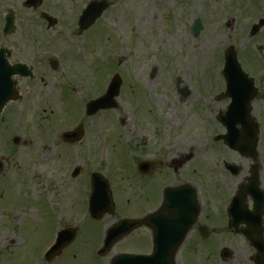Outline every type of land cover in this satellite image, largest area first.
<instances>
[{"label":"rangeland","instance_id":"1","mask_svg":"<svg viewBox=\"0 0 264 264\" xmlns=\"http://www.w3.org/2000/svg\"><path fill=\"white\" fill-rule=\"evenodd\" d=\"M22 1L0 0L14 9L18 29L10 38L0 35V45L20 47L19 56L24 60L13 62L35 63L39 53H45L46 58H58L61 66L53 74L46 67V86L19 103L8 104L1 115L0 160L4 170L0 175V264H45L46 248L57 231L68 226L78 228L76 241L50 264H108V259L99 258L96 253L110 222L88 216L90 177L84 174L70 180V170L76 162H89L86 167L91 163L92 169L102 170L115 192L120 216L135 211L134 204L127 206L125 201L133 198L134 158L151 155V144L160 135L166 136V151L180 154L192 149L194 158L187 166L190 170L198 166L212 171L217 157L229 158L230 153L225 155L223 146L213 142V136L225 132L216 117L229 103L214 98L224 90L220 74L222 51L234 46L246 69L250 51L263 59L264 52H257L256 47L264 43V30L254 40L248 34L251 25L264 18V0H109L110 8L85 37H75L73 31L88 0H70L67 7L50 6L46 0V10L58 20L52 29L22 9ZM196 18L202 21V30L193 37L190 27ZM108 60L115 67L113 70L105 64ZM117 65L125 77L117 108L86 126L81 147L55 143L52 135L80 123L85 103L100 95L108 77L119 71ZM174 75L180 76L181 88L188 89L189 96L178 98L175 94ZM69 80L75 83L64 87L61 99L58 98L57 83ZM74 87H78L75 94ZM184 97L187 98L182 100ZM102 134L107 135L108 143L97 147ZM13 136L20 138L18 146L11 143ZM194 144H200L203 150L198 145L192 148ZM74 156L78 158L66 162ZM90 169L87 167L86 173ZM208 177L209 173L200 174L201 179ZM196 184L202 190V182ZM162 185L158 181V189ZM209 216L222 232L216 233L215 229L210 240L195 239L189 243L190 248L185 242L177 263L251 264L247 257L252 250L241 238L225 232L224 215ZM188 237L195 238V232ZM218 247L231 250L234 257L225 262L217 257L218 261ZM145 251H150V240L135 233L113 248L111 254Z\"/></svg>","mask_w":264,"mask_h":264},{"label":"flooded vegetation","instance_id":"2","mask_svg":"<svg viewBox=\"0 0 264 264\" xmlns=\"http://www.w3.org/2000/svg\"><path fill=\"white\" fill-rule=\"evenodd\" d=\"M49 1L51 3L50 6L55 7H57L58 5H63L66 7L71 5L70 0ZM46 6V0H24L21 3L22 9L32 12V14L37 17L44 25L46 24L47 28V22L44 19L46 14L53 17L56 21V24H58V20L56 17L48 13V11L46 10ZM67 11L71 12L70 10ZM0 13L3 23L5 17L9 15H13L15 17V27L8 37L3 36V25L0 27V35L2 36V38H10L18 31L16 26V13L14 9L7 3L2 2H0ZM57 16L60 17L61 14L58 13ZM263 30L264 23L262 28L256 33V35L254 37H250V39L254 40L257 39V37H260V35L263 33ZM263 46L264 43L260 46H257L256 51L264 52ZM19 50L20 47L13 45L7 48V51L9 53V62L11 64L20 63L32 69L34 78H17L18 87L22 95V99H26L28 95L31 96L34 93L39 92L44 86H46V67L53 74L59 71L61 62L58 58L51 57L57 60L56 72H53V69L51 70V65L54 64L50 61V57H45V53H39V56H37L35 63L22 61L13 62V59H23L19 56ZM22 50H24V47H22ZM40 55L44 58L40 57ZM249 57L251 61L249 63L247 75L253 80V84L256 89L255 97L252 99L249 106V114L252 122L251 126L254 128V130L257 131L258 135L255 152L249 154L246 157H243L237 152L228 150L227 153V151L225 150L224 154L229 155L230 153V157H217L218 164H213L212 171L206 172V170L198 168V166H193L190 170L189 168H187V166L194 158L192 149L188 148L186 151L189 152L180 154H176L177 152L173 153L171 151H166L164 150L166 136L160 135V137H157L151 144V155H141L139 157H136L135 159V177L133 180H131V184L134 182L133 198L125 199L127 206H131V204H134L135 211L128 214H123V218L137 219L142 218L149 213L156 212L162 201L163 191L166 187H176L186 183H190L193 184V186H195V188L197 189L199 215L195 225L191 230V232H195L196 237L192 239L189 237L187 240V244L193 242V240L195 239H198L202 242L210 240V233L215 229L220 228H218V223L213 221L209 215L217 213H222L226 218V230H228L232 235H235L236 237L241 238L244 241L242 237L238 236L237 232L238 230L241 231L242 229H244L245 225L240 224L237 228L238 230L232 227L231 219H229L227 214L230 208H233V210L235 211L241 210L247 212H254L255 208H258L261 212V223L264 227V136H262V134L264 133V56L263 59L260 60L254 52L250 51ZM124 80L125 78H122V86ZM73 83H75V80H69L67 83L62 84L57 83L56 95L58 96V98L61 99L64 87H66L67 85H73ZM23 84H25L26 86H23ZM51 86L54 90L55 84H52ZM75 88L78 87H74V94ZM184 90L186 91V93H181L180 98L181 95L185 96L187 94L189 96V92L186 89ZM187 97L182 98V100L186 99ZM109 111L110 110H101L98 111L94 116L89 117L83 115L80 123L72 128L74 129L79 125L83 127V132L80 134L81 142L79 143H69L63 140V131L59 130L61 128V120H59V118L58 120H56L57 129L59 131L57 135H52V138L55 143L61 142L64 145L77 149L84 144V139H86V126H89V123L94 124V121L98 116ZM43 112H45V110H43ZM123 124L124 120L121 119L120 125ZM106 143H108L107 135H99L97 139V147H104ZM197 145L199 146L198 149L203 150V147H200V144H194L192 148ZM144 146H141V148H143ZM88 147L92 146L88 143ZM75 157L78 158L77 156H74V158H72L71 160L69 159L66 162L70 163L73 159H76ZM75 165L77 170H75V168H72L69 174L70 180L76 179L81 175L83 176L84 174L86 175V177H90L92 171L89 172V175L86 173L85 167L87 163L82 164L81 162H76ZM218 165L220 166V169H218ZM195 168H198V171H196ZM185 170L187 171V173H185ZM75 172L77 173L75 176H73ZM201 173H209L208 179H201ZM187 178L190 181H188ZM88 179V182L90 183V178ZM158 181H162L163 183L160 189H158ZM199 182H202V190H200L199 188L201 185L196 184ZM222 191L224 193H222ZM203 198L206 201H204L206 205L203 202ZM234 199L235 201L234 203H232ZM208 207H211V211L208 210ZM203 215H205V218H203ZM201 226L204 227L205 231L208 233V236L205 238H203L199 233V228ZM139 230H141L145 234H150L149 229L145 227H141L135 230L133 233ZM245 243L247 244V248H250L249 244L247 242ZM252 253L247 257V262L251 264ZM216 257H219L222 262H225L231 260L234 257V254L231 251L228 254H222L220 252L216 255Z\"/></svg>","mask_w":264,"mask_h":264},{"label":"water","instance_id":"3","mask_svg":"<svg viewBox=\"0 0 264 264\" xmlns=\"http://www.w3.org/2000/svg\"><path fill=\"white\" fill-rule=\"evenodd\" d=\"M80 19L81 28L87 29L94 20L100 16L102 11V4L92 5L88 8ZM12 20L8 18V26L6 31L10 28ZM263 25V21L258 26H254L252 34L258 31L259 27ZM193 31L196 33L200 30L199 23L193 25ZM0 52V59L3 58ZM6 62L0 61V114L5 105L15 98L14 92L15 83L10 80L13 74H17L21 67L19 65L7 68ZM12 70V72H11ZM21 70V69H20ZM223 76L225 79L226 90L225 97L231 99V103L227 108L224 116H219L217 119L226 128L227 133L219 137L229 147L238 151L241 154L247 155L252 153L255 144V130L251 126L248 115V104L254 96V89L251 80H249L240 69L236 60V54L233 48H229L225 54V66L223 69ZM119 89V80L115 78L113 85L109 92L102 98L93 101L87 105V112L92 115L99 109L115 107L113 97L117 96ZM240 125L241 129L236 126ZM68 133L64 135V140H75L77 134ZM18 139H14L17 143ZM2 164H0L1 172ZM96 175L93 176V193L90 197V215L98 220L106 211L107 203L109 201L106 188L100 190L96 187L98 184ZM171 203V193L165 191V200L159 212L143 220H123L115 224L107 231L104 240V247L99 251L100 255L106 253L109 248L122 236L129 233L133 229L146 224L153 233V252L150 256L137 255H118L113 258L110 264H175V254L183 243L189 229L197 215V205L195 202V195L191 191L188 197L184 196L183 204H169ZM245 211H242L244 214ZM256 215H258L256 213ZM245 222L249 223L244 235L256 248L257 253L254 257L255 264H264V242L262 238V229L259 227V221L246 216ZM253 222V224H251ZM74 231H62L58 234L57 244L49 250L46 255V260H51L57 256L62 248L69 244L73 237ZM255 236V238H254ZM107 248V250H106Z\"/></svg>","mask_w":264,"mask_h":264}]
</instances>
